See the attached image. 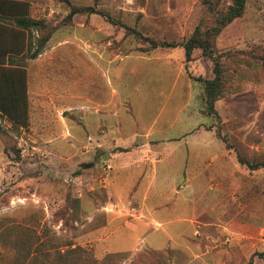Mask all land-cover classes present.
<instances>
[{"label": "rangeland", "instance_id": "obj_1", "mask_svg": "<svg viewBox=\"0 0 264 264\" xmlns=\"http://www.w3.org/2000/svg\"><path fill=\"white\" fill-rule=\"evenodd\" d=\"M30 1L31 51L92 57L95 108L70 107L68 78L24 125L0 114V264H264V0L215 39L211 115L193 78L212 62L150 43L213 27L202 0Z\"/></svg>", "mask_w": 264, "mask_h": 264}, {"label": "crops", "instance_id": "obj_2", "mask_svg": "<svg viewBox=\"0 0 264 264\" xmlns=\"http://www.w3.org/2000/svg\"><path fill=\"white\" fill-rule=\"evenodd\" d=\"M35 5L30 0H0V108L10 113L13 120L25 124L30 118L32 105L39 97L43 109L65 97L60 90L70 78V100L78 102L70 103V107L84 114L88 121L95 108L92 57L88 60L86 54L80 56L82 52L70 43L68 50L61 54L62 58L65 57L63 60L70 59L69 70L64 66L57 69L58 55L54 48L40 52L34 58L27 57L30 32L17 26L14 18L32 17Z\"/></svg>", "mask_w": 264, "mask_h": 264}, {"label": "trees", "instance_id": "obj_3", "mask_svg": "<svg viewBox=\"0 0 264 264\" xmlns=\"http://www.w3.org/2000/svg\"><path fill=\"white\" fill-rule=\"evenodd\" d=\"M220 0H202V3L207 7V9L211 12H217L218 16L215 18V25L211 28H208L204 31L197 25L192 34L181 43H169V42H159L153 39H150V43L153 47H182L184 52V59L191 60V54L194 49H200L201 57L208 59L212 62V78H203L201 76L194 77L193 80L198 81L201 83L203 88V97H204V106L206 112L211 114H216L214 109V102L220 97L221 90H222V81L223 77V70L221 68V51H218V47L216 45V37L222 30V28L231 23L233 20L240 18L245 10L246 0H229V4L225 7V9L217 10L216 5ZM97 13L94 7L86 6L80 8H72L70 11V15L75 13ZM14 22L17 26L21 28L28 29V31L38 25L40 22L39 20L22 16V17H15ZM30 32V31H29ZM31 34L28 44V53L26 54L29 58H34L41 52V37L38 40V45L34 50L31 51ZM30 51V53H29ZM0 111L7 115L12 122L24 125L21 122H17L12 119L10 113L4 112L3 110ZM1 114V113H0ZM3 115V114H1ZM239 162L246 164L249 168H257L258 164H249L248 162L239 158ZM264 166V163L261 166ZM250 264V263H249Z\"/></svg>", "mask_w": 264, "mask_h": 264}]
</instances>
